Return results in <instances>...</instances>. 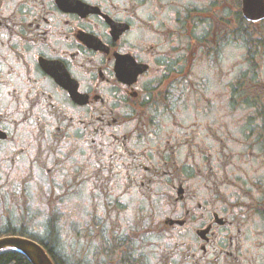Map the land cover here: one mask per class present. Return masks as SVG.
<instances>
[{
	"label": "flooded vegetation",
	"instance_id": "1",
	"mask_svg": "<svg viewBox=\"0 0 264 264\" xmlns=\"http://www.w3.org/2000/svg\"><path fill=\"white\" fill-rule=\"evenodd\" d=\"M261 28L242 0H0V206L47 241L8 229L57 264H259Z\"/></svg>",
	"mask_w": 264,
	"mask_h": 264
},
{
	"label": "rangeland",
	"instance_id": "2",
	"mask_svg": "<svg viewBox=\"0 0 264 264\" xmlns=\"http://www.w3.org/2000/svg\"><path fill=\"white\" fill-rule=\"evenodd\" d=\"M168 7V5H166ZM244 46H242L243 48ZM241 48V51L238 53L242 54L244 49ZM246 48V46H245ZM236 54V51L233 50L232 46L225 48L224 52V60H225V66L230 67L232 64V60L234 59V55ZM262 63V62H261ZM227 70V68H226ZM2 205V204H1ZM7 210V209H6ZM3 209V206H0V232L5 231L9 227H15L17 230L22 229L24 227V230L28 232L29 235H34L36 237H39L40 240H45V236L41 232L42 229H44V221L41 219H37L34 216H30L29 218H24L22 216H19L17 212L10 211L8 209L7 212ZM26 233V232H25ZM8 234V233H7ZM260 240L264 243V236L260 238ZM56 245V244H54ZM63 250L65 252H63ZM61 249L60 251L64 253H70L68 254V259L76 263L77 259L75 258L74 252L71 253L70 248L66 247L65 249ZM260 259L259 264H264V249H261L259 252ZM150 254L148 251H145V264H156L154 261H152L149 258ZM81 261H83L85 264H90L91 258L89 254H82L81 255Z\"/></svg>",
	"mask_w": 264,
	"mask_h": 264
},
{
	"label": "water",
	"instance_id": "3",
	"mask_svg": "<svg viewBox=\"0 0 264 264\" xmlns=\"http://www.w3.org/2000/svg\"><path fill=\"white\" fill-rule=\"evenodd\" d=\"M243 12L252 21L264 19V0H243ZM15 250L22 253L32 264H54L44 248L28 238L20 236H5L0 238V252Z\"/></svg>",
	"mask_w": 264,
	"mask_h": 264
},
{
	"label": "trees",
	"instance_id": "4",
	"mask_svg": "<svg viewBox=\"0 0 264 264\" xmlns=\"http://www.w3.org/2000/svg\"><path fill=\"white\" fill-rule=\"evenodd\" d=\"M263 45H264V37H260L258 35V38H257L258 49L261 48ZM4 233L22 235L20 231L6 229L5 231H2V233L0 232V236ZM23 234H26V233H23ZM0 264H32V263L23 254L16 252V251L8 250V251H4L0 253Z\"/></svg>",
	"mask_w": 264,
	"mask_h": 264
}]
</instances>
